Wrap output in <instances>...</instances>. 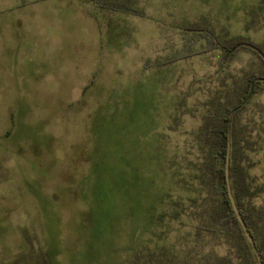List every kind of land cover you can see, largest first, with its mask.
Instances as JSON below:
<instances>
[{
	"label": "rangeland",
	"instance_id": "1",
	"mask_svg": "<svg viewBox=\"0 0 264 264\" xmlns=\"http://www.w3.org/2000/svg\"><path fill=\"white\" fill-rule=\"evenodd\" d=\"M263 1L0 0V264H249L185 182L192 133L263 71L235 45L264 53ZM236 120L264 184V84Z\"/></svg>",
	"mask_w": 264,
	"mask_h": 264
},
{
	"label": "trees",
	"instance_id": "2",
	"mask_svg": "<svg viewBox=\"0 0 264 264\" xmlns=\"http://www.w3.org/2000/svg\"><path fill=\"white\" fill-rule=\"evenodd\" d=\"M84 1L93 2L104 9L141 15L127 5V0ZM197 38L208 42L205 50L215 48L225 50L208 31H203ZM235 45L253 51L261 62L263 71L249 74L243 93L238 96L236 103L226 105L220 113L208 115L201 128L192 133L190 148L196 153L191 152L195 156L194 160L187 162V178H190V181L185 182V186L188 185L189 191L196 195L187 200L189 206L197 210L196 215L201 221L199 229L208 233H220L231 239L236 243L238 259L249 258V264H257L227 197L225 181L227 161L228 184L236 209L264 264V206H255L251 203L264 194V184H258L257 179L249 174L250 168L255 165L249 153L255 151L256 141L249 136L247 126L241 127L236 120L260 89V85L264 84V53L259 47L245 40L238 39Z\"/></svg>",
	"mask_w": 264,
	"mask_h": 264
},
{
	"label": "water",
	"instance_id": "3",
	"mask_svg": "<svg viewBox=\"0 0 264 264\" xmlns=\"http://www.w3.org/2000/svg\"><path fill=\"white\" fill-rule=\"evenodd\" d=\"M228 152V150H227ZM225 181H226V189H227V197H228V200H229V203H230V207L234 213V216L236 217V220L241 228V231L247 241V243L249 244L250 248H251V251L254 255V258H255V261L257 264H262L261 262V259H260V256L258 254V251L253 243V240H252V237L251 235L249 234V232L247 231L246 229V226L240 216V214L238 213L237 209H236V205H235V202H234V199L231 195V191H230V186L228 184V162L226 161V164H225Z\"/></svg>",
	"mask_w": 264,
	"mask_h": 264
},
{
	"label": "crops",
	"instance_id": "4",
	"mask_svg": "<svg viewBox=\"0 0 264 264\" xmlns=\"http://www.w3.org/2000/svg\"><path fill=\"white\" fill-rule=\"evenodd\" d=\"M82 1H84V0H82ZM25 40L26 39H24V38H22L20 36H17L16 38L9 37L6 40V44H9V47H10L11 51H15V53H18V52H20V51L22 52L24 50L22 42H25ZM4 49H5V44L1 43L0 44V54L2 56L4 55Z\"/></svg>",
	"mask_w": 264,
	"mask_h": 264
}]
</instances>
